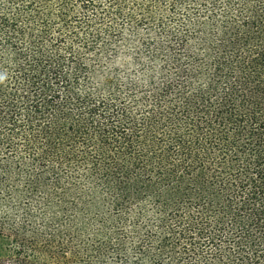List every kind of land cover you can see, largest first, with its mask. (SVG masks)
<instances>
[{
  "label": "trees",
  "instance_id": "16d2710c",
  "mask_svg": "<svg viewBox=\"0 0 264 264\" xmlns=\"http://www.w3.org/2000/svg\"><path fill=\"white\" fill-rule=\"evenodd\" d=\"M0 264H264V0H0Z\"/></svg>",
  "mask_w": 264,
  "mask_h": 264
}]
</instances>
